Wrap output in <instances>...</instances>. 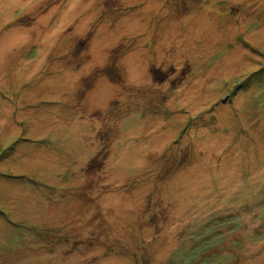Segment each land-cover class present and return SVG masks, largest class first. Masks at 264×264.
I'll use <instances>...</instances> for the list:
<instances>
[{
	"label": "rangeland",
	"instance_id": "374dc122",
	"mask_svg": "<svg viewBox=\"0 0 264 264\" xmlns=\"http://www.w3.org/2000/svg\"><path fill=\"white\" fill-rule=\"evenodd\" d=\"M0 264H264V0H0Z\"/></svg>",
	"mask_w": 264,
	"mask_h": 264
}]
</instances>
